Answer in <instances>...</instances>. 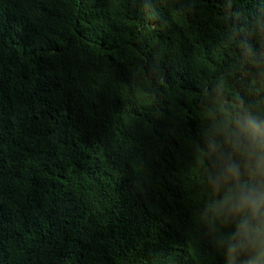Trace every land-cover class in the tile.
<instances>
[{"label":"trees","instance_id":"trees-1","mask_svg":"<svg viewBox=\"0 0 264 264\" xmlns=\"http://www.w3.org/2000/svg\"><path fill=\"white\" fill-rule=\"evenodd\" d=\"M249 115L264 0H0V264H224Z\"/></svg>","mask_w":264,"mask_h":264},{"label":"clouds","instance_id":"clouds-1","mask_svg":"<svg viewBox=\"0 0 264 264\" xmlns=\"http://www.w3.org/2000/svg\"><path fill=\"white\" fill-rule=\"evenodd\" d=\"M247 144L237 141L233 153L237 157L226 165L223 183L227 186L222 200L213 210L231 232L216 242L224 256V264H238L241 257L245 264H264V122L244 116ZM208 181L218 190L209 172Z\"/></svg>","mask_w":264,"mask_h":264}]
</instances>
